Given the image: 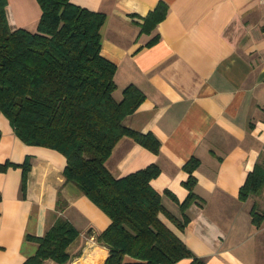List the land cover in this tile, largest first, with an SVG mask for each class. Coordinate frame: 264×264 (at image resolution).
<instances>
[{
	"label": "crops",
	"instance_id": "crops-1",
	"mask_svg": "<svg viewBox=\"0 0 264 264\" xmlns=\"http://www.w3.org/2000/svg\"><path fill=\"white\" fill-rule=\"evenodd\" d=\"M70 1L105 14L100 53L116 65L114 95L129 84L144 94L123 124L159 142L154 153L123 135L105 161L111 174L156 164L150 183L182 220L184 165L197 159L189 221L179 229L159 218L204 264H264V185L239 197L255 163L264 165V0ZM159 1L168 5L166 16L141 31ZM40 13L36 0H7L12 29L36 30ZM65 163L60 151L24 142L0 111V264H22L37 247L27 235H43L60 217L78 232L66 247L68 264L104 263L108 248L96 234L110 219L65 179Z\"/></svg>",
	"mask_w": 264,
	"mask_h": 264
},
{
	"label": "trees",
	"instance_id": "trees-1",
	"mask_svg": "<svg viewBox=\"0 0 264 264\" xmlns=\"http://www.w3.org/2000/svg\"><path fill=\"white\" fill-rule=\"evenodd\" d=\"M40 17L36 30L10 28L7 0H0V111L10 120L15 134L29 144L60 151L66 158L63 174L110 219L96 234L108 248L103 264H204L160 218L163 213L177 228L189 221L184 213L198 196L193 170L198 160L184 165L188 192L179 202L182 220L168 211L151 185L160 169L156 164L114 177L105 165L112 148L123 135L157 153L158 140L123 124L143 101L133 84L121 97L114 95L116 65L100 53V26L105 14L70 0H36ZM159 1L143 17L141 31L149 32L167 13ZM155 38L148 41L152 42ZM264 185V165L255 163L239 188L246 198ZM175 198V197H174ZM253 220L258 218L252 210ZM65 218H58L41 236L27 235L36 251L22 264H43L46 259L68 264L67 245L77 235Z\"/></svg>",
	"mask_w": 264,
	"mask_h": 264
}]
</instances>
